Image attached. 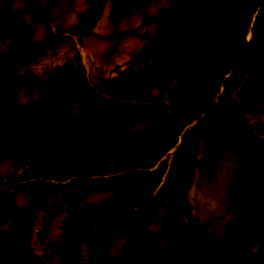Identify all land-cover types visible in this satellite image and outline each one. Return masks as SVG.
Masks as SVG:
<instances>
[{
    "label": "rangeland",
    "instance_id": "374dc122",
    "mask_svg": "<svg viewBox=\"0 0 264 264\" xmlns=\"http://www.w3.org/2000/svg\"><path fill=\"white\" fill-rule=\"evenodd\" d=\"M0 264H264V0H0Z\"/></svg>",
    "mask_w": 264,
    "mask_h": 264
},
{
    "label": "water",
    "instance_id": "95a60500",
    "mask_svg": "<svg viewBox=\"0 0 264 264\" xmlns=\"http://www.w3.org/2000/svg\"><path fill=\"white\" fill-rule=\"evenodd\" d=\"M39 53V47L36 44H31L28 49V54L30 56H35Z\"/></svg>",
    "mask_w": 264,
    "mask_h": 264
},
{
    "label": "bare ground",
    "instance_id": "6f19581e",
    "mask_svg": "<svg viewBox=\"0 0 264 264\" xmlns=\"http://www.w3.org/2000/svg\"><path fill=\"white\" fill-rule=\"evenodd\" d=\"M135 10V9H134ZM138 10V9H137ZM136 11V10H135ZM138 12V11H137ZM133 13V12H132ZM131 13V14H132ZM139 13V12H138ZM135 16V15H134ZM94 33V32H93ZM47 59H48V57H47ZM45 61V60H44ZM35 67V66H34ZM39 68V67H38ZM36 69H37V66H36ZM34 70V69H33ZM37 71V70H36ZM117 247V246H116ZM118 250V249H117Z\"/></svg>",
    "mask_w": 264,
    "mask_h": 264
}]
</instances>
